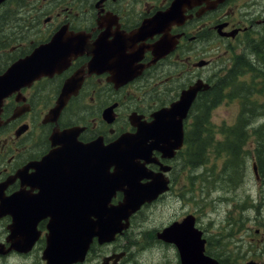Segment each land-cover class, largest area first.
<instances>
[{"label":"flooded vegetation","instance_id":"flooded-vegetation-1","mask_svg":"<svg viewBox=\"0 0 264 264\" xmlns=\"http://www.w3.org/2000/svg\"><path fill=\"white\" fill-rule=\"evenodd\" d=\"M30 6L40 9L42 27L39 16H32L24 33L18 32L23 22L0 27V75L62 30L60 43L51 49L59 59L38 65L37 73H43L31 81L20 79L4 94L0 90V264H48L44 251L52 230L66 216L71 225L72 216L79 215L74 223L81 225L82 198L90 195L92 209L98 197L96 184L86 189V177L67 176L65 167L41 173L44 156L74 142L108 146L135 132L134 121L150 122L155 111L179 99L195 80L209 81L204 69L213 57L229 62V52L264 32V0H34ZM78 32L84 35L81 52ZM163 39L168 50L158 54ZM202 60L208 63L199 65ZM131 72L132 78H126ZM66 83L76 90L52 114ZM208 96L198 92L195 103L206 104ZM192 119L185 122L186 133ZM66 130L76 138L56 143L53 136L71 132ZM163 161L173 167L167 172L169 190L157 201L177 195L175 160ZM149 168L160 167L150 163ZM89 215L92 222L95 214ZM113 245L93 238L85 258L72 264H99L125 250L123 264L128 247Z\"/></svg>","mask_w":264,"mask_h":264},{"label":"rangeland","instance_id":"rangeland-1","mask_svg":"<svg viewBox=\"0 0 264 264\" xmlns=\"http://www.w3.org/2000/svg\"><path fill=\"white\" fill-rule=\"evenodd\" d=\"M26 1L22 19L39 16L42 27L40 9L29 10L30 0ZM8 7L13 6L9 4ZM5 8L6 5L0 8V12ZM32 38L36 39H29ZM246 48L238 49L237 53ZM218 63L221 61L218 60ZM229 65H226L225 72L218 79L228 73ZM218 68L217 63H212L204 72L211 75ZM246 78L249 79V75ZM250 85L234 82L240 94L245 92L242 87L254 91L250 94L251 107L254 108L247 116L249 128L244 131L242 138L244 148L240 146L235 154L226 150L231 143L226 138L228 131L237 122L244 99L230 95L212 110V131L207 137L203 165L194 168L189 162L191 149L183 152L179 162L175 161L177 195L145 206L136 219L134 229L113 243V246L126 245L129 248V255L123 264H178L176 248L158 240L155 232L175 219H181L188 212L196 213L198 224L210 242L213 256L230 254L229 259L233 261L228 260L224 264H246L252 260L264 264V181L256 178L253 169L254 161L259 165L258 172H263L264 168V161H260L257 156L258 137L255 134L258 130L264 131V86L259 84L257 89H253ZM230 90L227 88L224 92ZM247 132L250 134L247 135ZM231 166L239 169L238 175H232ZM228 175L229 180H226L224 177ZM242 195L245 198L240 200ZM251 203L255 206L251 207ZM106 250L98 249L100 252Z\"/></svg>","mask_w":264,"mask_h":264},{"label":"water","instance_id":"water-1","mask_svg":"<svg viewBox=\"0 0 264 264\" xmlns=\"http://www.w3.org/2000/svg\"><path fill=\"white\" fill-rule=\"evenodd\" d=\"M2 1L0 0V3ZM48 46L37 48L27 58L14 63L3 75H0V90L3 94L16 81L21 79L22 83L29 82L43 73H37L38 65L46 64L49 60L50 64L53 63V55L47 53ZM197 86L199 83L191 87L192 94L186 95L182 101L173 104L172 108L159 111L151 125L145 126L138 123L136 133L124 135L108 147L100 148L95 142L89 145L76 142L77 144H73L71 149L61 150L62 160L72 164L85 162L83 158L85 153L91 152L99 193L96 201L97 221L92 226L84 222L81 230L72 232V237H70L71 233H67L66 236L71 239L70 242L62 240L59 247L50 246L46 255L49 264H70L83 258L94 236L98 237L100 243L113 240L117 233L123 232L129 226V217L133 212L167 188L164 177L146 171L145 164L152 160L154 148L161 149L165 157H173L176 150L181 147L182 120L195 96ZM72 89V84L65 85L54 112L58 113L61 110ZM178 115L180 117L176 118ZM65 135L71 137L70 132ZM152 136H156L155 143L150 145L147 140ZM58 157L57 159L61 160ZM143 159L144 162H142ZM112 164L114 165L113 173L103 170L106 165ZM168 168V166L164 167V169ZM143 178H150V180L142 182ZM103 190H106V195L101 196ZM117 190H123V200L116 204L111 203ZM157 236L177 244L182 264H218L216 259L205 255V239L201 238L202 231L195 227V218L191 214L181 222L176 221L165 227L157 233ZM120 256L116 255L113 264H117ZM111 258L112 256L106 257L102 264H109Z\"/></svg>","mask_w":264,"mask_h":264},{"label":"trees","instance_id":"trees-1","mask_svg":"<svg viewBox=\"0 0 264 264\" xmlns=\"http://www.w3.org/2000/svg\"><path fill=\"white\" fill-rule=\"evenodd\" d=\"M251 51L260 58V61L258 63V67L260 70H262L264 72V38L261 41H258V43H256L254 46L251 47ZM254 62H253V58H250L249 54H242L240 56H238L237 61L235 62V64L233 65L232 69L230 70V73L228 74L227 78L224 80H221V82H217L214 86V89L212 90L213 94L210 96L209 99V104L207 106V113H209L210 108H213L214 104L216 102H219L220 100V92L221 90L223 91V89L226 88V86L231 85L232 83H234V81L236 80L237 76L239 74H244L247 73L249 70H254V66H253ZM238 90L237 88H233L227 96L233 95V96H237L238 92L236 91ZM252 93V90L249 89L248 93H241V97H243V109H242V113L240 114L238 123L233 127V135L231 136V138H228L231 143L228 145L232 148L231 152L233 154L236 153V151H238L239 147L242 146V148H244V144H243V140L242 138L244 137V131L247 128V126L245 125L247 123L249 114L252 112L253 108L251 107V102L252 99L250 97V94ZM202 126V121L198 120L196 121V128H201ZM256 137H258L257 143H258V149H257V156L259 157L260 161H264L263 156H264V131H256L255 132ZM242 140L240 143L239 141ZM204 157V153L201 152V149H196L195 153H193V164H198L203 160ZM264 164V162H263ZM228 256L225 255L224 260L220 259L221 264H224V262H227L226 260H228Z\"/></svg>","mask_w":264,"mask_h":264},{"label":"bare ground","instance_id":"bare-ground-1","mask_svg":"<svg viewBox=\"0 0 264 264\" xmlns=\"http://www.w3.org/2000/svg\"><path fill=\"white\" fill-rule=\"evenodd\" d=\"M263 167H264V164H263ZM255 205H252L251 207H254ZM205 234V233H204ZM224 258H225V256L224 255H222V256H220L219 258H218V264H221V261H220V259H222V260H224ZM227 261V260H226Z\"/></svg>","mask_w":264,"mask_h":264}]
</instances>
